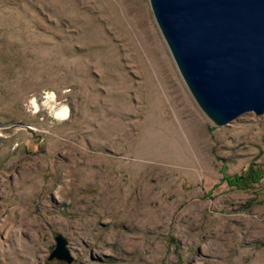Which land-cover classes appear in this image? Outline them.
Returning a JSON list of instances; mask_svg holds the SVG:
<instances>
[{
	"label": "rangeland",
	"instance_id": "1",
	"mask_svg": "<svg viewBox=\"0 0 264 264\" xmlns=\"http://www.w3.org/2000/svg\"><path fill=\"white\" fill-rule=\"evenodd\" d=\"M0 264H264V114L214 125L150 0H0Z\"/></svg>",
	"mask_w": 264,
	"mask_h": 264
},
{
	"label": "water",
	"instance_id": "2",
	"mask_svg": "<svg viewBox=\"0 0 264 264\" xmlns=\"http://www.w3.org/2000/svg\"><path fill=\"white\" fill-rule=\"evenodd\" d=\"M194 99L216 126L264 114V0H150ZM54 257L64 254L56 238Z\"/></svg>",
	"mask_w": 264,
	"mask_h": 264
},
{
	"label": "trees",
	"instance_id": "3",
	"mask_svg": "<svg viewBox=\"0 0 264 264\" xmlns=\"http://www.w3.org/2000/svg\"><path fill=\"white\" fill-rule=\"evenodd\" d=\"M249 178L252 179L253 182H256L257 180H259L260 179L259 171L257 170L256 172H249L248 174H246V176L237 177L235 180L229 179L228 182L229 183L235 182V181L238 182L242 180H248Z\"/></svg>",
	"mask_w": 264,
	"mask_h": 264
},
{
	"label": "bare ground",
	"instance_id": "4",
	"mask_svg": "<svg viewBox=\"0 0 264 264\" xmlns=\"http://www.w3.org/2000/svg\"><path fill=\"white\" fill-rule=\"evenodd\" d=\"M57 114H58L59 116H62V114H61L59 111H57Z\"/></svg>",
	"mask_w": 264,
	"mask_h": 264
}]
</instances>
